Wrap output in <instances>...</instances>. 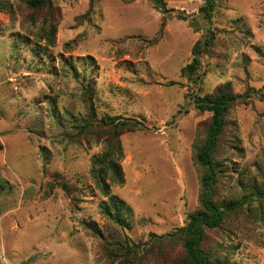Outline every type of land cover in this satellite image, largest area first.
<instances>
[{
    "label": "rangeland",
    "instance_id": "obj_1",
    "mask_svg": "<svg viewBox=\"0 0 264 264\" xmlns=\"http://www.w3.org/2000/svg\"><path fill=\"white\" fill-rule=\"evenodd\" d=\"M90 1L36 10L4 0L0 9V264H108L89 221L105 237L125 232L139 243L184 225L198 204L195 153L210 118L193 98L226 82L255 92L225 117L215 198H239L264 181V0H215L210 18L199 11L204 0H163L169 11L151 0ZM49 20L51 42L42 30ZM208 30L217 38L194 83L180 70ZM88 86L95 123L107 114L147 127L120 137L122 179L109 189L124 202L122 227L99 210L108 197L90 168L101 146L78 135ZM53 173L70 191L50 187ZM203 246L230 264H264V197L207 230Z\"/></svg>",
    "mask_w": 264,
    "mask_h": 264
},
{
    "label": "trees",
    "instance_id": "obj_2",
    "mask_svg": "<svg viewBox=\"0 0 264 264\" xmlns=\"http://www.w3.org/2000/svg\"><path fill=\"white\" fill-rule=\"evenodd\" d=\"M56 0H25L30 9H41L51 7ZM132 2L134 0H123ZM156 9L169 11L163 0H151ZM93 3V0L90 1ZM5 2L0 0V9H4ZM215 8V0H204L199 11L204 17L210 18ZM165 14V13H163ZM183 18V14H178ZM57 23L49 20L44 28L46 39L51 42L54 37ZM216 32L208 30L204 40H197L192 48V59L180 70V75L197 83V71L201 65V56L210 55L214 48ZM154 41H148L155 43ZM172 82H170L171 84ZM255 90L247 88L242 93L232 91L230 83L220 84L210 95L200 96L195 93L194 107L202 113H208L210 118L204 135V139L196 147L195 161L201 170L199 180V195L197 208L190 212L184 225L175 228L165 234L149 235L145 243L135 242L125 232L104 236L94 221L84 224L88 233L102 240V253L108 264H230L225 256L211 252L204 248L203 242L207 230L213 231L221 227L224 219L231 213L243 208L244 204L264 197V181L261 187L255 182L251 190L239 198L220 201L215 198L220 169L224 162L216 160L220 149V140L226 126L225 117L234 104L248 103V99L254 96ZM260 93V90L258 91ZM82 99L88 110L83 123L78 125V135L86 141L95 140L101 146L99 154L94 155L91 160L90 174L107 202L99 204L100 213L122 227L123 218L121 212L124 202L110 193L109 184L120 182L122 179L119 161L122 157V145L120 137L127 132L146 130L147 127L138 119L125 118L119 115H107L101 117L95 123V104L91 87L82 88ZM81 139V140H82ZM1 147V146H0ZM50 187L61 188L64 192L70 191V185L60 174L53 173L48 181ZM5 186L0 184V193ZM52 188V189H53ZM177 250V251H176ZM176 251L175 256L170 254ZM164 260V262H162Z\"/></svg>",
    "mask_w": 264,
    "mask_h": 264
}]
</instances>
